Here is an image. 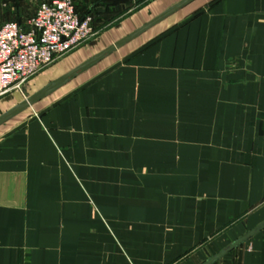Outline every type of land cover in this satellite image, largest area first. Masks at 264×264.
<instances>
[{
	"label": "crops",
	"instance_id": "1",
	"mask_svg": "<svg viewBox=\"0 0 264 264\" xmlns=\"http://www.w3.org/2000/svg\"><path fill=\"white\" fill-rule=\"evenodd\" d=\"M0 1L25 24L51 0ZM76 10L96 52L0 100V264H206L245 237L212 264H264V0Z\"/></svg>",
	"mask_w": 264,
	"mask_h": 264
},
{
	"label": "built area",
	"instance_id": "2",
	"mask_svg": "<svg viewBox=\"0 0 264 264\" xmlns=\"http://www.w3.org/2000/svg\"><path fill=\"white\" fill-rule=\"evenodd\" d=\"M92 22L80 17L74 0L43 2L25 24L0 20V100L89 41Z\"/></svg>",
	"mask_w": 264,
	"mask_h": 264
},
{
	"label": "rangeland",
	"instance_id": "3",
	"mask_svg": "<svg viewBox=\"0 0 264 264\" xmlns=\"http://www.w3.org/2000/svg\"><path fill=\"white\" fill-rule=\"evenodd\" d=\"M75 1V3H76V0H74ZM41 4V2L39 3V5ZM98 41H97V38H96V36H95V34H94V36L89 40V41H87V42H85V43H83L82 45H80V46H78L77 48H75V49H73V51L72 52H70L69 54H67V55H65V56H63L62 58H60L58 61H60V60H62V61H64L67 57H69L70 55H72V54H74V53H76L77 51H79V50H82V49H84V50H87L88 52L90 51V53H94V52H96L95 51V49H93L92 47H93V45L94 44H96ZM93 49V50H92ZM56 64V63H55ZM54 65V64H53ZM53 65H51V66H53ZM51 66H49L48 68H50ZM47 68V69H48ZM46 70V69H45ZM44 70V71H45ZM42 73V72H41ZM41 73H39V74H41ZM38 74V75H39ZM37 75V76H38ZM28 89V83L27 84H25V85H23L20 89L18 88V89H16L15 91H13V92H24L25 90H27ZM13 92H11V93H13ZM227 247V244H224V245H222V246H219L218 247V251H216L217 253L218 252H220L221 250H223L224 248H226ZM216 252H211V253H208V257L209 258H211L212 256H214L215 254H216ZM240 254H241V248H239L238 250H236L234 253H232L231 255H229V256H227V257H225V258H223V259H221L220 261H218L217 263H215V264H240Z\"/></svg>",
	"mask_w": 264,
	"mask_h": 264
},
{
	"label": "water",
	"instance_id": "4",
	"mask_svg": "<svg viewBox=\"0 0 264 264\" xmlns=\"http://www.w3.org/2000/svg\"><path fill=\"white\" fill-rule=\"evenodd\" d=\"M121 46V44L117 45L116 47L110 49L109 51L105 52L104 54L100 55L96 60H94L92 63L95 64L96 62L100 61L102 58H104V56H106L107 54L113 52L114 50H116L117 48H119ZM72 75L71 74L69 76H67L66 78H64L63 80H59L56 83H54L50 88H48L44 93L39 94L38 96L30 99L24 106H22L19 110H17L16 112H13L12 114H10L9 116H7V118L12 117L14 115H16L19 111H21L22 109H25L27 107H30L32 104H34L36 101H38L39 99H41L45 93L52 91L58 87H60L61 85H63ZM264 228V226H261L262 229ZM248 239V237L243 238L242 240L238 241L237 243H235L233 246H231V248L229 250L223 251L222 253H220L216 258L210 260L209 262H207L206 264H212L214 261H216L217 259H220L221 257H223L228 251L238 247L239 245H241L244 241H246Z\"/></svg>",
	"mask_w": 264,
	"mask_h": 264
}]
</instances>
